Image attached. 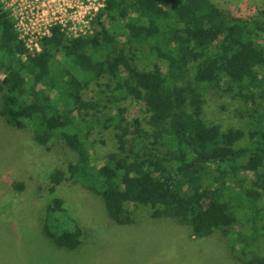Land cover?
Returning a JSON list of instances; mask_svg holds the SVG:
<instances>
[{
	"label": "trees",
	"instance_id": "16d2710c",
	"mask_svg": "<svg viewBox=\"0 0 264 264\" xmlns=\"http://www.w3.org/2000/svg\"><path fill=\"white\" fill-rule=\"evenodd\" d=\"M259 13L218 0H106L93 33L55 26L33 55L0 1V117L38 147L77 155L48 173V238L81 245L80 222L59 194L71 183L100 195L119 225L144 209L195 238L219 233L232 260L264 264V7ZM209 94L237 101L243 124L207 120ZM99 127L116 130L118 148L104 157L88 139Z\"/></svg>",
	"mask_w": 264,
	"mask_h": 264
},
{
	"label": "rangeland",
	"instance_id": "374dc122",
	"mask_svg": "<svg viewBox=\"0 0 264 264\" xmlns=\"http://www.w3.org/2000/svg\"><path fill=\"white\" fill-rule=\"evenodd\" d=\"M218 1L223 6L233 2L243 15H259L264 7V0L255 5L253 0L248 5L245 0ZM128 105L133 115L142 114L139 103ZM237 106L228 97L209 94L205 117L224 126L242 125ZM32 139L31 132L14 130L0 117V264H243L229 258L227 241L219 233L195 238L184 224L152 218L144 209L134 224L119 225L100 195L71 183L61 185L59 194L80 222L82 241L76 249L57 246L43 231L48 173L58 162L75 161L77 155L65 145L47 151ZM88 139L99 157L118 148L113 128L99 127ZM12 180L22 181L25 189L13 188ZM260 240L264 244L263 236Z\"/></svg>",
	"mask_w": 264,
	"mask_h": 264
},
{
	"label": "built area",
	"instance_id": "2783aa9c",
	"mask_svg": "<svg viewBox=\"0 0 264 264\" xmlns=\"http://www.w3.org/2000/svg\"><path fill=\"white\" fill-rule=\"evenodd\" d=\"M0 1L11 12L20 40L33 55L42 51V40L52 35L55 26L72 37L93 33V20L106 7V0Z\"/></svg>",
	"mask_w": 264,
	"mask_h": 264
}]
</instances>
